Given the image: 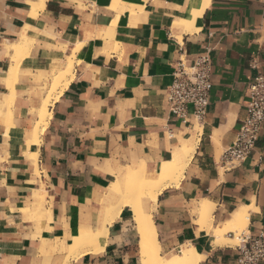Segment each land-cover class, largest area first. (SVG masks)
I'll return each mask as SVG.
<instances>
[{"label":"crops","instance_id":"0c3cea01","mask_svg":"<svg viewBox=\"0 0 264 264\" xmlns=\"http://www.w3.org/2000/svg\"><path fill=\"white\" fill-rule=\"evenodd\" d=\"M197 1L0 0V264H61L76 234L104 226L102 250L70 264H140L132 209L110 223L106 211L123 201L128 169L154 178L185 159V145L192 154L179 184L156 201L141 197L142 213L163 256L190 244L199 264H236L242 239L264 226V122L244 163L228 168L222 157L245 115L247 86L264 73V0H206L187 29ZM14 45L25 49L15 53ZM207 51L206 114L177 118L167 104L173 69ZM70 57L73 76L36 144L51 73ZM203 200L214 204L217 227L248 208L237 244L199 229L193 213Z\"/></svg>","mask_w":264,"mask_h":264},{"label":"bare ground","instance_id":"6f19581e","mask_svg":"<svg viewBox=\"0 0 264 264\" xmlns=\"http://www.w3.org/2000/svg\"><path fill=\"white\" fill-rule=\"evenodd\" d=\"M118 3H120V0H115V4ZM206 4V0H199L194 4V6H192L190 18L188 21L183 23L187 29L192 27L194 19L196 16H199ZM12 49L15 53H22L25 49V45H14L12 46ZM72 71L73 61L71 57L66 60L65 64L62 65L60 69L52 71V83L49 86L46 98L41 101L40 108L37 111L39 115V122L33 130L32 142L36 143L39 141V134H41L47 126L48 108L54 101L57 100L62 90L67 86L73 76ZM191 154L192 146L185 145L183 147V156L185 159L182 160L175 158L165 163L161 166L159 173L154 178H150L145 169H128L125 182V194L123 196L124 199L122 198L123 201L120 200V204L117 202V205H115L116 207L110 208L106 211V222L110 223V221L118 215L122 208L129 206L132 209L136 229L139 235L140 264H199L202 259L201 256L195 253L193 246L190 244L183 245L176 253L168 257L163 256L160 253L161 248L158 243L159 241H157L151 217L142 213L140 203V199L143 196H148L152 201H156L157 195L164 187L168 185L177 186L182 179L183 172L189 162V158H191ZM141 166L144 167L143 165ZM110 188L114 191L120 192V188L117 183L111 184ZM213 209L214 204L212 202L207 200L199 202L198 209L193 213L197 216L196 224L199 229H206L208 232L212 233V235L216 238V243L218 244H237L239 241V235L243 234L246 230L248 208L242 207L235 211L232 218L221 227L213 226ZM105 227L106 226L95 232L83 230L80 231L79 234H76V236L73 237L72 245L68 247L69 251L61 264H70L71 260L76 259L85 252H98L102 250L99 244V239L105 234ZM228 234H233L234 238H227L226 235Z\"/></svg>","mask_w":264,"mask_h":264},{"label":"built area","instance_id":"2783aa9c","mask_svg":"<svg viewBox=\"0 0 264 264\" xmlns=\"http://www.w3.org/2000/svg\"><path fill=\"white\" fill-rule=\"evenodd\" d=\"M211 58L209 51L193 65L178 63L167 89L169 112L184 119L191 111L201 121L209 105L211 90ZM264 122V73L257 72L247 86L245 115L232 144L225 150L222 162L228 168L239 167L255 147ZM236 264H264V226L255 236L244 237L237 247Z\"/></svg>","mask_w":264,"mask_h":264},{"label":"rangeland","instance_id":"374dc122","mask_svg":"<svg viewBox=\"0 0 264 264\" xmlns=\"http://www.w3.org/2000/svg\"><path fill=\"white\" fill-rule=\"evenodd\" d=\"M44 88L46 89V86H45ZM45 89H44V90H45ZM240 237H241V235H239V239H240Z\"/></svg>","mask_w":264,"mask_h":264}]
</instances>
